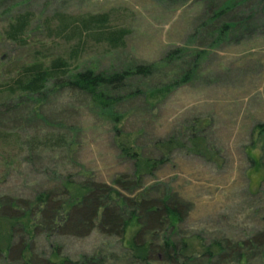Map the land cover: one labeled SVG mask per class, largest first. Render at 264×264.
<instances>
[{"label": "rangeland", "instance_id": "rangeland-1", "mask_svg": "<svg viewBox=\"0 0 264 264\" xmlns=\"http://www.w3.org/2000/svg\"><path fill=\"white\" fill-rule=\"evenodd\" d=\"M228 1L0 0V201L32 202L40 192L58 199L61 183L114 187L124 177L136 183V195H169L181 213L174 231L164 227L150 236L154 231L146 229L139 241L160 246L169 239L194 248L217 242L223 249L211 260L194 255L165 262L156 252L146 264H243L240 253L244 264H264V246L252 242L264 233V0H230L235 8L215 18ZM102 15L105 27L79 34L61 24L71 23L63 18ZM25 16L22 38L11 41L9 26ZM119 31L123 45L114 48L109 35ZM176 49L182 53L163 62ZM194 56L198 66L188 82L162 89L192 69ZM58 59L70 72L135 65L157 70L122 92L132 96L113 109L117 124L88 98L63 89L29 99L9 92L23 67ZM126 147L138 154L135 160L122 155ZM6 225L0 219V248L6 246ZM20 225L14 229L16 249L25 237ZM40 226L32 264H44L57 249L71 262L101 252L107 264H143L119 238L98 229L78 237Z\"/></svg>", "mask_w": 264, "mask_h": 264}, {"label": "trees", "instance_id": "trees-1", "mask_svg": "<svg viewBox=\"0 0 264 264\" xmlns=\"http://www.w3.org/2000/svg\"><path fill=\"white\" fill-rule=\"evenodd\" d=\"M235 6L236 4L230 3L229 0L220 14L214 17L218 18L221 14L230 12ZM63 19L71 21L68 25L65 21H61L63 30L72 26V32L78 34L83 29L87 30L91 27L103 28L108 22L106 15ZM27 26V16L18 18L13 25L9 26L7 38L13 42L20 41ZM227 29L229 26L224 25L223 30L227 31ZM109 36L108 41L112 47L117 48L123 45L124 32H114ZM181 53V50L176 49L169 53L163 62L168 63ZM197 59V56H194L192 69L178 82L164 86L162 89L166 87L164 90H167L188 82L198 66ZM156 70L154 66L135 65L121 71L97 72L86 69L70 72L66 70V63L60 59L52 61L49 65L36 61L23 67L17 78L12 81L11 89L8 88V90L14 94L20 93L19 97L23 99H29L42 98L49 92L63 89L71 94L88 98L93 109L117 124L120 119L113 115L115 114L113 109L121 100L132 96L129 94L123 97L122 92L127 90L130 83L148 79ZM259 129L263 130L264 127L261 126ZM3 137L0 134V143ZM162 148L167 150V145H162ZM121 152L122 155L133 160L138 157V154L130 147L122 148ZM261 174L264 180V169L261 170ZM135 187H137L135 182L127 181L124 177L115 180L114 187L102 183L89 182L81 185L67 181L61 183L58 199L56 198L58 195L53 192H40L32 202L12 199H7L3 201L4 203L0 201V219L7 224L6 232L2 234L6 246L0 248V259L2 258L5 264H16L18 261L17 264H32L31 244L42 224H46L47 229L53 233L56 232L57 235L69 231L78 237H84L94 229H98L103 235L119 238L131 258L140 260L143 264H146L148 257L150 258L156 252L162 255L165 262L178 257L188 261L194 255L211 260L222 254V246L217 242L208 246L197 244L194 248L189 242H183L178 247L169 239H165L160 246L139 241L143 234H146V229V231H154L150 236H154L156 231L163 230L164 227L171 232L174 231L180 223L181 213L176 205L169 203V195L158 200L149 199L150 191L136 195ZM123 193H128L130 196H125ZM65 198L69 201H63ZM126 208L128 212H124L123 209ZM20 223L25 237H21L22 248L16 249L14 229ZM252 242L264 246V233ZM243 246L242 243L237 245L238 249H242ZM56 251L44 261V264H107L101 252H96L95 255L79 262H71L60 257ZM244 256L242 253L238 255L239 263L244 264L246 260Z\"/></svg>", "mask_w": 264, "mask_h": 264}]
</instances>
